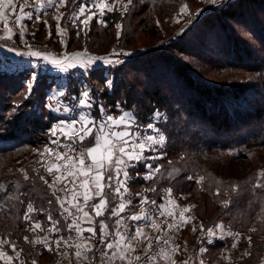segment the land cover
Wrapping results in <instances>:
<instances>
[{
	"label": "rangeland",
	"instance_id": "rangeland-1",
	"mask_svg": "<svg viewBox=\"0 0 264 264\" xmlns=\"http://www.w3.org/2000/svg\"><path fill=\"white\" fill-rule=\"evenodd\" d=\"M237 2V0H132V3L129 4L128 0H65L63 4L58 2L49 13L33 12L30 18H28L29 14H4V17L0 18V44L16 47L17 51L22 50L25 54L22 59H18L16 62L0 57V71L33 72L35 69L37 74L50 76L48 78L51 81L49 88L56 86L59 95L62 85H69V82H66L65 78L54 76L52 74L54 67L36 56L28 55L30 51L39 50L42 54H51L48 57L49 60L52 57H58L66 63H70L68 58L78 52L86 53L89 57H96L94 53L92 54L94 51L110 53L111 58H118L121 61L118 63L122 64L121 77L125 74L134 79L137 75L134 68L140 64L141 55L148 50H167L170 46L179 43L184 51L180 54V58L194 68L201 81L215 85L231 84L235 81L243 82L253 78L254 73L236 68H228L225 71L223 68L225 63L234 59L230 52V40L235 38L238 43L251 48L252 52L264 60L262 53L264 45L261 43L262 31H260L264 28V9L255 7L251 8V11L247 8L251 14H245V11L230 19H223L224 21L220 24L215 23L214 15L219 9L233 7ZM98 3L106 5L103 13L96 6ZM81 7L85 8L83 14L80 13ZM109 8L111 11L108 10ZM258 11L263 15H252L254 12L256 15ZM89 15H92L93 19L87 25H83L81 21ZM117 24L120 25L119 28L116 27ZM123 53H130V55H123ZM255 54L253 60L257 58ZM79 58L86 59L77 57L76 64H79ZM127 59L128 64H131L133 68L123 67V62ZM96 64L102 66L100 62ZM118 64H111V67ZM45 77L47 80V76ZM100 77L98 75V78ZM45 80L34 90L35 96L36 93L38 96L40 95L41 88L45 89L43 86ZM167 82L169 85L173 83L169 79ZM84 85L87 87V91H90L91 86L86 82ZM49 91L50 89L47 94ZM173 93L178 100L184 101L175 92ZM64 94L65 89L59 98L57 94L53 95L55 99L58 98L56 100L44 97L40 101V96H37V105L40 104V108L45 107L47 111L54 109L55 112V109L62 111V108H65L64 102L71 109L77 107L76 101L71 99L72 94L70 93L66 100H62L66 96ZM98 100L100 103L103 102L100 96ZM132 112L136 115L135 110ZM156 113L151 121H157L158 133L164 136L160 125L166 115L164 112H160L159 117H156ZM5 117L9 116L5 115ZM58 121L51 123L48 129V141L45 143L41 141V145L29 149L17 159V163L10 173L13 174L17 171L25 173V169L28 167L34 168L36 172H42L41 177H44V180L48 182V189L56 200L58 213L61 221H64L65 227H60L57 221L49 219V217H46L44 223L32 221L30 231H28L30 239L25 240L31 242L27 250L25 247L19 246L20 244L9 236L0 237V264H92L100 251L99 247L102 248V246L99 243V238L97 244L93 239L85 238L84 234H105V230L108 231L107 234H127V237H131V239L126 240L133 249L137 242L145 243L150 241L148 237H159L158 240L161 244L163 243L165 248L170 249L169 253L172 256L173 264H264V250L257 259L254 260V257H251L252 240L257 235L254 232L257 231V228L264 227V219L257 222L260 219L258 217L248 222L244 216L242 220L235 221L231 217V211L222 215L225 211L224 207L230 205L231 208H235V195L239 188L236 179L246 170L247 159L220 155L215 162L208 165L203 177L197 175L196 179L193 178L195 186L188 194H179L182 191L177 187L178 191L176 192L166 190V193L163 194L150 193L153 195L152 197L148 193V188L137 187L134 190L131 188L135 194H139L143 202L142 206L137 201H130L128 217L124 215L127 210L117 215L120 220L118 230L115 220L109 222L106 218L110 214L104 212L101 218L106 219L104 222L106 227L102 228V223L95 222L94 219L93 221L89 217L79 218L82 211L73 210V214H71L67 206L69 194L65 195L67 190L61 191L65 187L64 183H53L56 175L66 176L68 169H71L73 165H78L81 158L80 153L93 145L91 140L86 141L87 143L85 142L78 148L76 143L74 145L75 152L60 149V152L68 157L61 160L56 159L55 153L45 152L46 147H54L50 144V141L54 139L59 138L61 143L65 144L71 143L64 138L62 130H57L56 136L51 134V130ZM66 128L69 132L72 131L70 127ZM166 142L167 139L164 136V141L160 145L155 146L152 151H146L147 156L145 155L146 157L141 163L136 164V169L141 168L144 173L136 174L135 177H132L131 182H138L137 185H139L140 179L147 182L153 178L162 166V158L159 157L165 155ZM180 160L181 156L175 155L170 159V162L175 161L174 163L179 165ZM259 162L255 161L253 168V173L257 178L260 177L261 167H263ZM89 163H91L90 158L85 156V164ZM145 164L152 166L150 171L145 168ZM54 165L60 168V172L57 173L54 168L50 175L47 169ZM120 167L121 172L128 169L125 166ZM209 171H213L212 177L206 174ZM174 173H176L175 170L169 171V175ZM112 174L115 176V171ZM225 177L231 180L233 190L229 192L228 189L229 191H226L225 194L218 193L217 188L219 191L223 188V182L220 180ZM213 179L217 180L215 182L217 186L213 183ZM120 180V183L114 182L111 188L120 187L125 183V178L121 174ZM68 181L70 182V180ZM111 188H108V199L116 193ZM128 189L130 190L129 187ZM159 195H161V199L157 201ZM153 201L155 204L152 203ZM61 203L63 208H61ZM142 207L146 208L150 214H154L155 217L142 215L140 213ZM64 209H68V211H64ZM84 210L92 214V211ZM47 214L50 216V213ZM132 215L143 217L140 220L132 221L130 219ZM37 223L40 225L39 227H36ZM57 228L59 231H56ZM209 229L212 230L211 233L208 231ZM138 231L139 235H137ZM58 246L64 247L70 254L67 256L61 254ZM116 260H118V256H116ZM101 262L118 264L117 261L110 258L103 259Z\"/></svg>",
	"mask_w": 264,
	"mask_h": 264
},
{
	"label": "trees",
	"instance_id": "trees-1",
	"mask_svg": "<svg viewBox=\"0 0 264 264\" xmlns=\"http://www.w3.org/2000/svg\"><path fill=\"white\" fill-rule=\"evenodd\" d=\"M237 1L233 7L219 9L214 15L215 23L220 24L223 19H230L245 11V14H251L247 8L264 9V0ZM260 11L252 15H263ZM260 31L261 43L264 45V28ZM230 43L234 59L225 63L223 68L225 71L236 68L253 72V78L231 84L205 83L199 79L192 66L182 61L180 54L184 51L178 43L167 50H148L141 55L140 64L134 68L137 73L134 82L129 75L123 74L121 77L122 64L108 69L89 70L85 82L91 86L96 102H99L100 96L103 100L101 103L114 114L135 110L137 121L142 125L150 122L155 112H164L166 115L160 125L167 139L164 148L166 152L161 159L162 166L147 182L140 179L139 185L138 182H131L132 177L144 172L141 168L137 170V165L131 168L128 187L132 193H135L133 190L137 187H145L153 197L150 193L163 194L166 190L176 192L178 187L182 191L179 194H188L195 186L193 178L196 179L197 175L203 177L208 165L220 155L244 158L248 160V166L236 179L239 188L235 195V208L230 205L224 207L222 215L231 211L235 221L246 216L248 222L260 217L259 222L264 219V60L235 38ZM93 53L99 57L112 56L110 53ZM254 54L258 59L253 60ZM128 63V59L125 60L123 67L133 68ZM30 73L0 71V237L9 236L26 250L31 245V242L25 240L30 239L28 231L32 221L44 223L46 217H51L60 227H65L55 198L40 178L42 172L28 167L25 173H10L17 159L29 149L41 145V141H48V129L57 120L45 107L37 105L38 97L42 101L52 87L49 88V75L38 74L31 96L25 99L26 81L30 80ZM98 75L101 77L98 78ZM110 77L112 84L108 87ZM69 79L71 82L74 80L72 77ZM168 79L173 83L169 85ZM43 80L45 89L41 88L40 95L36 93L35 96L34 90ZM173 92L184 101L174 97ZM17 105L20 107L17 108ZM175 155L181 156L179 165L175 161L170 162ZM255 161L263 165L259 178L253 173ZM171 170L176 173L169 175ZM206 174L212 177L213 171ZM216 181L213 179L215 185ZM220 181L223 182V188L221 191L217 188L218 193L225 194L233 190L231 180L225 177ZM105 192L108 193V188ZM116 202L114 194L111 195L105 212L110 214ZM29 204L34 209L31 213L27 211ZM106 219L113 222L112 218ZM254 233L257 235L252 240L251 257L255 260L264 250V234H261L264 233V227L257 228Z\"/></svg>",
	"mask_w": 264,
	"mask_h": 264
},
{
	"label": "snow or ice",
	"instance_id": "snow-or-ice-1",
	"mask_svg": "<svg viewBox=\"0 0 264 264\" xmlns=\"http://www.w3.org/2000/svg\"><path fill=\"white\" fill-rule=\"evenodd\" d=\"M65 0H60V3L63 4ZM128 3L131 4L132 0H128ZM48 6L54 7L55 0H48ZM100 8L101 13H103L104 8L106 5L102 3H98L96 5ZM111 11V9H108ZM6 11L14 12L15 11V0H0V18L4 17ZM183 11V9H182ZM85 12V8H80V13L83 14ZM31 14H29V17ZM93 19L92 15H89L86 19L82 20L81 23L83 25H87L89 21ZM117 28L120 27L119 24L116 25ZM22 35V33H21ZM11 39V37H8ZM17 55L23 56L25 53L23 52H16ZM28 55L36 56L47 63H50L54 68L57 69H66V68H84L86 70L93 69V66L100 62L102 65H111V64H118L121 61L118 58H99V57H89L86 53H75L68 60H75L77 57H85L86 59L82 60L79 64L76 63H66L64 60L58 57H52L51 60L48 59L49 55L51 54H42L39 50H33L28 53ZM123 55H130V53H123ZM37 73L35 69L31 74L30 80L26 81V88H27V99L31 96L34 83L37 79ZM112 81H107V86H111ZM50 99H55V97H50ZM73 101H76V106L80 108H87L92 109V99L93 97L87 90H84L79 98L76 96L71 97ZM17 108L20 105L16 106ZM50 107V106H49ZM119 108L120 106L117 105ZM96 108L99 110L100 117L97 119L94 116L86 115L85 113L81 112L79 114L78 119L74 118L70 121V126L72 131L69 132L65 127V121L60 120L51 130V134L56 136L57 130H62V134L65 139L71 141V143H61L60 139H54L50 141V144L54 147H46L45 152L48 153H55L56 159L61 160L68 158L63 153L60 152V149H66L70 152H75L76 148L74 145L77 142L83 143L86 139H92L93 145L88 147L84 150V152L80 153V159L78 165H73L71 169H68V176L56 175L53 183L60 182L64 183V189L61 191L68 190L69 192H75L76 197L83 196L86 206H88V201L98 199V203L90 205L95 210L96 216H102L108 208V196L109 193L105 192L106 188H111L113 183H120V172L121 167L125 166L130 168L133 164H139L143 161L144 157L140 154L146 152L148 150L149 145H156L162 143L164 141V136L162 134L153 136L151 134L152 131H156V125H153L151 122L147 125L148 129L150 130L148 133H140L139 128L143 127L142 124L136 123L135 114L129 112H121L117 116H113L109 114L103 105L97 104ZM156 117H159V112H157ZM136 129L135 131L133 129ZM147 140V144L144 142ZM139 149V152H137ZM85 156L90 158L91 163L85 164ZM162 158V157H159ZM57 173L60 172V168L57 166H53L52 168H48L47 171L51 175L53 170ZM145 168L147 170H151L152 166L150 164H145ZM113 171H115V176H113ZM129 173L127 171L124 172V178L127 179ZM68 177H71V183L75 185L77 179H80L82 182L78 185L79 188L83 189V192L76 191L75 187L72 189L68 188ZM41 180H44V177H40ZM27 179V177H25ZM47 184V180H44ZM52 187V185H49ZM95 191H92V189ZM116 194L120 193V188L117 187L115 189ZM59 200V197H57ZM51 203V202H49ZM155 204V201L152 202ZM77 207V211H83L79 207V205H75ZM61 208H63V204L61 203ZM125 210V204L120 203L117 208H113L111 215L117 216L120 212ZM27 211L29 213L33 212L34 209L31 204L28 205ZM64 211H68V209H64ZM162 214V213H161ZM83 215L87 217L89 215L88 212L84 211ZM30 218V217H26ZM51 219V217H49ZM132 221L140 220L141 217L138 215H132L130 217ZM116 225H120V220H116ZM40 225L37 223L36 227ZM101 227H106V225L102 222ZM71 228V225H69ZM56 231H59L57 228ZM89 231L91 232L92 229L90 228ZM210 233L212 232L211 229L208 230ZM140 232H137L139 235ZM126 239H131V237H125ZM27 239V237H25ZM103 243V238L101 240ZM108 248H112L113 245L109 243L107 245ZM79 255V253H77Z\"/></svg>",
	"mask_w": 264,
	"mask_h": 264
},
{
	"label": "crops",
	"instance_id": "crops-1",
	"mask_svg": "<svg viewBox=\"0 0 264 264\" xmlns=\"http://www.w3.org/2000/svg\"><path fill=\"white\" fill-rule=\"evenodd\" d=\"M58 2H60V0H55V5H57ZM34 9H36V10H34ZM51 9H52V7L48 6V0H15V11L14 12L6 11L5 14H16V13L17 14H31L33 12H36L38 14H46V13H49V11ZM16 52H17L16 47L8 46L5 44H0V57L9 58V59L14 60L16 62L18 59H22V56L17 55ZM19 52H22V50H20ZM70 54H71V52H70ZM96 57H99V56H96ZM108 57H110V56H108ZM108 57H99V58H108ZM82 60H84V58H79L78 62L80 63ZM70 63H75V60H71ZM111 66L112 65H110V67ZM97 67L108 68L109 65L98 66L97 64H95L93 66V69H95ZM66 69L62 70V69L54 68L53 73H52L54 76H58L57 78H59V77L63 78V79L65 78L66 82H69V85H65V84L62 85V89H59V95L62 96V93L64 92V89H65L64 95H66V96L63 97L62 100H66L67 97H69L70 93L72 94V96H76L77 98H79L80 94L84 90H87V87L84 84H85V76L87 75L88 70H86L84 68H79V67L78 68H70L69 70H66ZM93 69H91V70H93ZM70 77L74 78V80L72 82L69 79ZM88 92L93 97V99H92L93 108L92 109L80 108V107H74L73 109H71L69 106H66V103L64 102L65 108H62L63 109L62 111L59 109H55L56 110V112H55V111H53L54 110L53 109V110H50L49 112L52 113L54 116H56L57 120L65 121V123H66L65 126L70 127V128H71L70 121L74 118L78 119L79 114L81 112L85 113L86 115L94 116L98 119L100 117V113H99V110L96 108V105L101 104L104 106V104H102L100 102H98V103L96 102L95 94L93 93V91L91 89ZM55 94H57V97L59 98L56 86H53L50 88L49 94H47L46 98L52 97ZM58 98H56V99H58ZM56 99H54V100H56ZM59 105H60V103H59ZM104 108H105V110L107 109L106 111L109 114H112L114 117L118 115V114L112 113L109 108H107L105 106H104ZM121 112L133 113L132 110H123ZM135 117H136V123L139 124L137 121L136 115H135ZM150 122L153 125H156V123H157V121H154V120L150 121ZM150 122L145 124L143 127H140L139 132L142 134H144L145 132L148 133L150 130L148 129L147 125ZM133 130L135 131L136 129L134 128ZM151 134L158 138V135H159L158 130L152 131ZM87 140H92V139H90V138L86 139L83 143L77 142V148L80 147L81 145H83ZM144 142L146 144L148 143L147 140H145ZM160 144L161 143L156 144V145H149L147 151H152L155 146H158ZM137 151H139V149H137ZM140 154L145 158L148 153L143 152ZM135 165L136 164H133L130 167V169L135 167ZM126 169H127V167H126ZM128 169L126 170L127 172H128ZM120 174L124 177V172H121ZM65 175L68 176V173H66ZM129 177H130V174H129L128 178L125 179V183L119 187L120 193L119 194L114 193L115 198L117 199V202L115 203L113 208L118 209V205L120 203H124L125 204V210L124 211H126V210L127 211L125 213H124V211L120 212L119 214L124 213V215L126 217H128L127 212L129 210L128 205H129L130 201H132V200L137 201V202H139V204L141 206L143 203L142 199H140L139 194L137 195L135 193H132L128 189L127 180L129 179ZM68 180L71 181V177H68ZM81 182L82 181L80 179L76 180L75 185H73L71 182H69L68 188L71 187V189H72L75 187L76 191L82 193L83 189L78 187V185ZM116 188L117 187L113 188L112 190H115ZM92 191H95V189L93 188ZM67 194H69V197L67 198V201L69 204H67V202H66V204H67L68 208L70 209L69 211L71 212V214H73V210H77V207L75 205H79V207L81 209H87L88 211H92V214L89 213V215L87 216V217H89V219L90 218L92 220L94 219L95 222H98V223L106 222V219H102L101 216H96L95 210L92 207H90V205L98 203V199L88 201V206H86L82 195L77 198L75 195V192H69L68 190L66 191L65 195H67ZM84 211H86V210H84ZM84 211H82L80 213L79 218L85 217L83 215ZM140 213L142 215H147L148 217H155L154 214H152V213L150 214L149 211L144 207L140 208ZM109 218L114 219L115 220L114 222H116V220H118V217L112 216L111 213L109 215ZM118 228H119V226H117V230H118ZM104 233L105 234H98L99 236L96 234H84L85 238L89 237V238L93 239V241H95L97 244H98L97 240L99 238V241H100L99 243L102 246V248L99 247L100 251L98 252L97 258L95 259V261H93L92 264H105V262H101V261L103 259H106V258L113 259V260L117 261L118 264H173L172 263V256L169 253L170 249L165 248L162 245L163 243L161 244V242L158 240L159 237H156V238L148 237L150 239V241H146L145 243L139 244L137 242L135 248L133 249L131 244L128 243V241L125 238V237H127V234H107L108 231H106V230L104 231ZM147 235H149V234H147ZM102 238H103V243L101 242ZM109 243H111L113 245L112 248L107 247V245ZM58 248L61 251V254L66 255V256L70 254L69 252H67V250L64 247L58 246ZM139 249H140V251H139ZM116 256H118V260H116ZM113 264H116V263H113Z\"/></svg>",
	"mask_w": 264,
	"mask_h": 264
}]
</instances>
